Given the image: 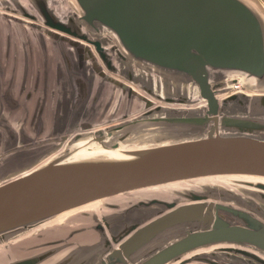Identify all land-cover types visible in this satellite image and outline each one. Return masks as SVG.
<instances>
[{
	"label": "water",
	"instance_id": "1",
	"mask_svg": "<svg viewBox=\"0 0 264 264\" xmlns=\"http://www.w3.org/2000/svg\"><path fill=\"white\" fill-rule=\"evenodd\" d=\"M75 2L81 12L78 22L82 28L98 36L110 33L118 41L120 51L141 67L190 80L202 100L201 105L185 107L174 116L154 118L156 111H152L127 124L105 131L99 129L91 141L109 148L105 143L108 137L122 132L117 140H124L131 132L150 127L179 132L191 128L208 131L199 138L141 150L135 159L62 163L60 157L6 181L0 184V233L143 188L211 176L264 177V139L248 135L264 133V92L256 93L264 87V13L256 5L248 0ZM44 16L47 26L93 45L112 68L101 39L81 32L82 28L73 30L46 12ZM228 75L233 76L228 87L242 82L256 90L249 110L258 114L257 117L251 113L256 119L226 114V106L234 98L230 95L220 99L219 90ZM188 98L180 102L189 104ZM156 108L162 110L161 106ZM222 131L240 134L225 135ZM87 137L79 133L71 144ZM169 207L172 209L130 227L127 236L115 242L116 247L107 251L105 257L104 253L101 264H129L140 250L184 224L203 228L188 231L137 264H168L199 247L220 243L248 244L264 250V222L244 211L201 197ZM219 210L239 215L245 219L241 218L245 225L232 224L219 215ZM37 262L33 258L15 264Z\"/></svg>",
	"mask_w": 264,
	"mask_h": 264
},
{
	"label": "rangeland",
	"instance_id": "2",
	"mask_svg": "<svg viewBox=\"0 0 264 264\" xmlns=\"http://www.w3.org/2000/svg\"><path fill=\"white\" fill-rule=\"evenodd\" d=\"M252 1L264 13V0ZM44 12L48 13L55 21L64 23L73 30L83 27L78 22V17L81 15V12L75 0H0V30L3 32V37H5L0 40L1 46H5L3 40L4 42H8L7 32L10 33L11 31L16 33V39L14 41L17 45L18 68H21L23 64L19 59L23 57V51H20V49L30 46L27 40L31 37L34 43L41 41L43 36H45V30L60 32V36H63V38L74 39L80 45H88L95 50L93 45L47 26ZM81 30V32L86 33L88 36L103 41L104 46L107 48L108 58L112 62L111 66L113 69L107 66L95 50L101 65L100 73L94 75L95 79H100L98 84L110 85V79L114 80V77H118L128 83L129 86L132 84L136 89L134 90L131 87V91L138 90V94L145 101L141 100L138 96H133L132 99H129L130 105L132 106L131 109L128 111L123 109L120 113L121 117V115L128 112V117L115 118V121L110 122V124H103L100 128H98V121L101 122L102 118H98V116H101L103 111L95 113L96 119L94 121L96 123L89 128L74 124L68 133L62 135H25L19 134L18 132L30 128V126H27L30 120L25 119V106L27 104L24 102L25 98L23 94L26 89L21 85L20 81H17L15 91L17 94H21L24 100L19 103L9 101L0 102V184L28 174L48 164L51 162V156L61 149L62 153L73 149L74 145L71 144V141L79 133L88 135L89 137L87 138L92 140L96 137L99 129L105 131L120 124H127L125 122L143 117L152 111H156V113L169 111L171 115H176V111L182 112L185 107H197L202 104V100H200L199 95L197 96L195 94L190 80L141 67L128 58L123 51H120L118 41L110 36L108 32H103L104 34L102 36H98L91 34L86 28H82ZM36 46L38 45L34 44V47ZM129 71L134 75L133 81L128 79ZM134 78L138 79V85L140 87L134 82ZM231 78H233L231 75L223 78L224 83L221 85L222 89L219 90V97L221 99L231 95L236 90L233 87L227 86L231 82ZM248 84L243 85L241 91L231 95L234 100L230 101L229 105L226 106V114L244 116L252 119L257 118L252 116V112L250 113L249 111L252 104L250 102L251 94L255 93L256 90L249 87ZM150 87L152 93L146 89ZM259 92H264V87L256 91V93ZM104 96L105 94H103V98L100 96L101 99L96 97V104L98 106L102 104L101 107H104ZM127 97L128 92L124 93V102H127ZM185 97H189V104H182L180 102ZM169 99L174 100V102H168L167 100ZM153 105H156V107L161 106L162 110L157 111L156 107L150 109ZM156 128L159 129L156 130V143L164 136L161 130L171 131L164 127ZM207 131V128L183 129L181 132L185 133V136H181L180 139L199 138L205 136ZM221 133L225 135L240 134L239 132L231 133L225 131ZM122 135V132H120L115 137L119 138ZM248 135L264 139L263 132H255ZM144 142L146 143L143 144ZM147 144L154 145V138L142 137V140L126 145L124 149H136L138 146L145 147L144 145ZM87 152L84 150L78 151V154H74L73 156ZM263 187L264 179L259 177L211 176L186 182L180 181L149 189H140L129 194L123 193L91 204L85 207L84 210L79 208L72 211L73 213L70 211L69 213L71 214L66 218L56 219L59 215L54 216L32 224L33 227L28 225L18 228L11 234H6V239L1 241L5 243L0 246V264H7L9 261H15L21 257L39 254V251L41 252L42 250H45L42 253L46 255L49 253L48 249L56 247V254L49 259L52 262H48L54 264V261L60 260L62 255H66L68 251L81 245L80 254L86 255L82 249L86 247L85 249L88 250L89 248L87 247H91L92 253L90 255L92 260L89 264H97V261H100V258L105 253V242H100L101 239L107 238L111 241V238L115 237L117 232V234H122L135 222L142 220L141 222L145 223L167 211L169 204L175 203L176 205H181L194 201V198L197 197H201L207 202L219 200V203L235 208L238 205L254 208L258 216L264 220ZM156 202L160 203L159 206ZM100 222H105L106 224L103 225V237L93 229ZM184 231V228L174 231L171 230L161 235L159 242H152L140 250L129 264L141 262L154 251L169 244L175 238L177 239ZM78 239H80V242H73ZM68 240L73 241L68 242ZM115 242L112 240L114 247L117 245ZM68 243L70 246H66ZM228 245L232 244H215L206 249H199L168 264H185L191 260L190 257L194 254H204L205 252L213 253L219 250L220 247H227ZM80 254L79 256H82Z\"/></svg>",
	"mask_w": 264,
	"mask_h": 264
},
{
	"label": "crops",
	"instance_id": "3",
	"mask_svg": "<svg viewBox=\"0 0 264 264\" xmlns=\"http://www.w3.org/2000/svg\"><path fill=\"white\" fill-rule=\"evenodd\" d=\"M2 33L0 30V40L5 38ZM7 33L8 42L3 40L5 46H1L0 41V102L23 101L21 94L15 91L17 81L25 87V119L30 120L27 123L30 128L19 131V134L62 135L68 133L74 124L89 128L96 123L95 113L103 111L98 116L102 118L101 122L98 121L100 128L120 117L123 109H131L130 95L124 102L128 83L114 77V80L110 79V85H99L100 79L94 78L100 73L101 65L91 46L63 38L60 32L45 30L41 41L34 43L31 37L27 40L30 46L20 49L23 57L19 59L23 64L18 68L16 33ZM34 44L38 46L34 47ZM102 92L105 94L104 107L96 104V97L103 98ZM126 116H129L128 112L120 118Z\"/></svg>",
	"mask_w": 264,
	"mask_h": 264
},
{
	"label": "flooded vegetation",
	"instance_id": "4",
	"mask_svg": "<svg viewBox=\"0 0 264 264\" xmlns=\"http://www.w3.org/2000/svg\"><path fill=\"white\" fill-rule=\"evenodd\" d=\"M133 76L134 75L129 71L128 79L130 81H133ZM134 82L137 85L139 84L138 83V79H136V78H134ZM130 85L131 86H129L128 89H127L128 95H130V97L137 96L138 95V92H137L138 90H136V91L132 90L131 91V89H130L131 87H133L134 90L136 88L132 84H130ZM243 85H245V84L240 82L239 88H237L235 90V92L232 93L231 95L235 94L236 92L241 91ZM146 89L148 90V92H151V87L150 88H146ZM218 89H219V87L217 88V90ZM253 95H255V93L251 94V96H253ZM228 96H230V95H228ZM227 97H225V98H227ZM139 98L141 100H143L142 97H139ZM143 101H145V100H143ZM155 107H156V105H153L150 109H153ZM254 108L256 109L255 106H254ZM252 113L254 115H256L255 112H252ZM257 117H258V115H257ZM214 203L215 204L219 203V200H215ZM156 204L159 206L160 203L156 202ZM223 205H226V204H223ZM168 207H169V205H168ZM230 207L233 208V209L244 211L247 214L253 216L254 218L264 222V220L260 216H258V214L256 213V210H254V208L252 209L251 207H246V206H243V205H238V206H236V208L233 207V206H230ZM171 209H172V207L171 208L169 207L167 211H169ZM167 211H165V212H167ZM165 212H163V213H165ZM219 215L222 216L224 219L230 221L232 224L245 225L241 221L242 217H240L239 215L234 216L229 211L219 210ZM242 219H244V218H242ZM141 221L142 220H140L139 222H135L134 224L131 225V227L133 225H135V224L141 223ZM100 223L96 224V226H95L96 228H93V229L96 230L97 232H99L102 235V237H103V234H102V232H104V226L103 225H106V224H105V222H103L101 224ZM107 224L109 225V223H107ZM31 227H33V225H31ZM183 228H184L185 231L183 232L182 235H185V234H187L188 231H197V230L202 229L203 227L198 225V224H184V225L176 227L174 230L183 229ZM16 230L17 229H14V230H11V231H5V232L0 233V246H1V244L5 243V242H1V241L6 239V234H11V233H13V231H16ZM85 230H87V229H85ZM129 230H130V228L128 230H126L125 232H123L122 234H117L118 233L117 232L115 234V237L111 238V241H109L107 238H103V240L102 239L100 240V242H105L104 243L105 255L103 254L104 257L106 256V252L114 247L113 244H112V240L114 242L115 241L117 242L121 237L127 236L126 234L128 233ZM174 230H172V231H174ZM182 235L178 236V238L181 237ZM159 240H160V238L158 237L153 242H159ZM174 240H176V238ZM72 241L73 240H68V242H72ZM56 242H60V241H56ZM73 242H80V239H78L76 241H73ZM170 242H172V241H170ZM220 244H227V243H220ZM212 245H215V244H212ZM212 245H206V246L199 247V248H197L195 250H192L191 252H189L187 254H190V253H192L194 251H197L199 249L209 248ZM66 246H70V244L68 243ZM81 246L76 247V248L68 251V253H66V255H64V256L62 255L60 260L54 261L55 262L54 264H89L91 262V260H92L91 259L92 257L90 255L92 253V249H90L91 247H87V248H89L88 250L85 249L86 247L83 248L82 251L84 250L83 253L86 254V255H82V254H80L81 253ZM43 251H45V250H42L41 252L39 251V254H33V255H30V256L21 257L19 259H16L15 261H9L7 264H15L17 262H20V261H23V260H26V259H33V258H37L38 259V262L35 263V264H50L48 262H52V261L49 260V259H51L56 254V247L48 249L49 253L46 254V255L42 253ZM79 254L82 255V256H79ZM194 255L192 257H190L191 260H189V261L187 260L188 262H186L185 264H188V263L189 264H191V263L192 264H194V263L195 264H264V250H262V249H260L258 247H255L253 245H248V244H246V245H228L227 247H220L219 250H217L216 252H213V253L212 252H205L204 254H197L195 256ZM104 257L102 256L100 258V261L99 260L97 261V264H101V260Z\"/></svg>",
	"mask_w": 264,
	"mask_h": 264
},
{
	"label": "bare ground",
	"instance_id": "5",
	"mask_svg": "<svg viewBox=\"0 0 264 264\" xmlns=\"http://www.w3.org/2000/svg\"><path fill=\"white\" fill-rule=\"evenodd\" d=\"M248 1L251 2L255 6V4L252 0H248ZM256 8L259 10L258 7H256ZM192 88H193L195 94L198 96L199 95V94H197V93H199L198 88L195 86H193ZM169 115H171V113L169 111H161V112L153 114L154 118L155 117H161V116H169ZM156 130H159V129L152 128V127L143 128V129H140L136 132H131L124 140H117V138L115 136L113 138L108 137L105 140V143L108 145L109 148H104V147L100 146L98 143L92 142L88 138H85V139L80 140L79 142H76L73 144L74 145V148L72 149L73 151L70 152L68 154V156L63 155L62 149H61L60 151L56 152L54 155L51 156L52 157L51 161L55 160L56 158H60V157L61 158L59 160H61L62 163L81 162V161H116V160L135 159V158H138V156L135 154L141 150L179 142L182 140V139H180V137L183 135L185 136V133H182L179 131L161 130L162 133H164V136H162L161 139L158 140V142L156 143V141H157L156 140ZM145 136H147V138H150V139H152V137H153L155 144L154 145L147 144V145H144L145 147L137 145L138 148H136V149H124V146L132 144L133 142L140 141V140H142V137H145ZM145 143L146 142H144L143 144H145ZM116 144H119V146L114 147ZM140 145H142V144H140ZM83 150L85 152L86 151H88V152L85 154L73 156L74 154H78V151H83ZM230 176H248V175H230ZM252 177H258V176H252ZM201 178H206V177H201ZM201 178H196V179H201ZM259 178L264 179V177H259ZM192 180H195V179L183 180V182L192 181ZM177 182H180V181H177ZM172 183H176V182H172ZM167 184H171V183H167ZM167 184H163V185H167ZM163 185H159V186H163ZM154 187H158V186H154ZM149 188H152V187H148L146 189H149ZM143 189H145V188H143ZM135 191H137V190H135ZM135 191H131V192H135ZM127 193L129 194L130 192H127ZM96 202H98V201L85 204L83 206H80L79 208L84 210L85 207H87L91 204H95ZM79 208H76V209H79ZM76 209L71 210V213H73L72 211H74ZM69 212L70 211H67L65 213L60 214L56 219L68 217L71 214Z\"/></svg>",
	"mask_w": 264,
	"mask_h": 264
},
{
	"label": "built area",
	"instance_id": "6",
	"mask_svg": "<svg viewBox=\"0 0 264 264\" xmlns=\"http://www.w3.org/2000/svg\"><path fill=\"white\" fill-rule=\"evenodd\" d=\"M239 85H240V82H237V83L233 84V88L237 89V88H239Z\"/></svg>",
	"mask_w": 264,
	"mask_h": 264
}]
</instances>
